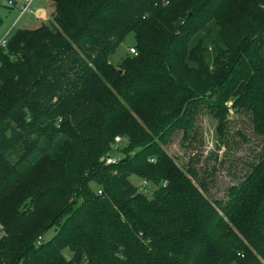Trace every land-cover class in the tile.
<instances>
[{
  "label": "trees",
  "instance_id": "obj_1",
  "mask_svg": "<svg viewBox=\"0 0 264 264\" xmlns=\"http://www.w3.org/2000/svg\"><path fill=\"white\" fill-rule=\"evenodd\" d=\"M50 1L0 47V264H264V146L221 198L168 150L204 105L264 138V0Z\"/></svg>",
  "mask_w": 264,
  "mask_h": 264
},
{
  "label": "rangeland",
  "instance_id": "obj_2",
  "mask_svg": "<svg viewBox=\"0 0 264 264\" xmlns=\"http://www.w3.org/2000/svg\"><path fill=\"white\" fill-rule=\"evenodd\" d=\"M7 1L0 0V17L5 22L0 26V41L4 39L8 41L10 33L7 32V28L16 19H18L17 21L23 19L22 22H25L30 16L27 12L21 15L17 10H15L16 12L12 11L14 9L8 7L6 4ZM38 1L40 3L42 1L43 4L46 2L45 0ZM46 8L48 9L46 10L48 13V21L40 19V24L35 29H39L43 25H48L51 21L55 9L52 5H47ZM20 16H23V18L21 19ZM135 46V35L131 33L113 54V58L111 59L112 64L120 68L124 61L130 57L129 49ZM227 105L230 107L231 103L228 102ZM204 107L205 109L197 117L195 130L192 132V135L194 132H197V136H199L197 137V141H184V135L181 132L176 134L172 139L168 150L173 156L176 154L178 156L177 161L185 167L188 166L190 158L196 155L197 157L195 156L194 159L197 160L199 158L200 161L195 166H197L200 174L206 176V180L208 179L211 183V197L221 198L224 196V189L229 184L237 182L242 178L243 173L246 170L248 171V164L250 165L257 159L259 152L264 146V138L253 134L252 123L246 114L236 113L233 109L228 117V122L230 123H228L226 135L225 137H220L217 133V120L210 115V106L204 105ZM41 134V132H35L27 138V141L36 140ZM123 145L124 142L120 145L121 148ZM26 148L24 143H20V145L9 147V151L13 159H18L22 156ZM114 155L123 156L124 154H120L119 152ZM236 178L238 179L236 180ZM131 180L136 185H141L139 179L132 177ZM51 237H53V232L47 236V239Z\"/></svg>",
  "mask_w": 264,
  "mask_h": 264
},
{
  "label": "crops",
  "instance_id": "obj_3",
  "mask_svg": "<svg viewBox=\"0 0 264 264\" xmlns=\"http://www.w3.org/2000/svg\"><path fill=\"white\" fill-rule=\"evenodd\" d=\"M35 1V2H34ZM46 2L43 4L42 1L40 3V1H36L33 0L32 5L29 9V11L27 12V14H30L29 18H27L25 20V22H22V18L23 16H20V18L22 20L17 21L18 19H16L11 26H9L8 29V33H10V36L17 30H35V28L37 26H39L40 24V19H42L43 21H48V13L46 12V10H48L46 8L47 5H52L54 7V4L50 1V0H45ZM24 0H16L17 5H20L21 3H23ZM10 9H14L12 11L16 12L15 10L18 11L17 7L15 8H10ZM55 9V7H54ZM26 15V14H25ZM24 15V16H25ZM2 19V18H1ZM36 19V20H34ZM23 24H22V23ZM5 23L2 20V24ZM21 24V25H20ZM17 27V29H15Z\"/></svg>",
  "mask_w": 264,
  "mask_h": 264
},
{
  "label": "built area",
  "instance_id": "obj_4",
  "mask_svg": "<svg viewBox=\"0 0 264 264\" xmlns=\"http://www.w3.org/2000/svg\"><path fill=\"white\" fill-rule=\"evenodd\" d=\"M32 2L33 0H25L23 3H21L20 5H17L16 3V0H8L6 2V4L8 5V7L10 8H15L17 7L18 11L20 12L21 15H23L24 13L28 12L31 5H32ZM7 46V40L4 39V40H1L0 41V47L1 48H4ZM129 54L130 56H137L138 55V52L135 48H130L129 49ZM122 140L120 138H117L116 139V142H115V147H114V154L118 153V150L120 149L118 146L119 144H121ZM108 155L105 159H104V162L107 164V165H115V164H118V162L120 161L121 157L120 156H116V155ZM141 185H137L139 187V190L141 193H145L147 192V188L149 186V184L145 181H142L140 183ZM166 185V184H165ZM99 194H102V192H99Z\"/></svg>",
  "mask_w": 264,
  "mask_h": 264
}]
</instances>
